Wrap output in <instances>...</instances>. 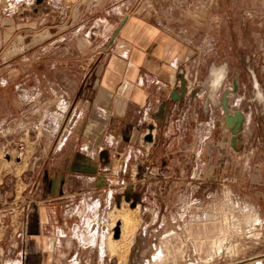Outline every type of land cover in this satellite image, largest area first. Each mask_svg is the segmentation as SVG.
<instances>
[{
    "label": "crops",
    "instance_id": "1",
    "mask_svg": "<svg viewBox=\"0 0 264 264\" xmlns=\"http://www.w3.org/2000/svg\"><path fill=\"white\" fill-rule=\"evenodd\" d=\"M68 1L32 0L22 11L0 4V49L20 33L29 39L30 26L53 33L52 40L27 54L25 75L64 80L59 81L61 94L71 100L59 106L65 114L62 147L68 148L59 177L22 183V188L14 183L8 198L0 195V264H119L108 243L111 214L122 207L116 193L138 185L160 195L181 175L219 173L222 129L231 146L252 123L237 109L240 119L222 120V79L192 96L173 95L192 52L142 8H130V0H98L75 25L67 24ZM52 47L63 54H54ZM2 72L5 84H13L19 67ZM227 101L225 114L230 113ZM197 108L201 115L195 114ZM151 128L155 136L148 142ZM134 168L147 174L139 184L129 178ZM143 203L135 201L133 211ZM116 225L122 232L120 220Z\"/></svg>",
    "mask_w": 264,
    "mask_h": 264
},
{
    "label": "rangeland",
    "instance_id": "2",
    "mask_svg": "<svg viewBox=\"0 0 264 264\" xmlns=\"http://www.w3.org/2000/svg\"><path fill=\"white\" fill-rule=\"evenodd\" d=\"M97 1L69 0L67 24L79 23ZM124 1L128 0L114 4ZM7 2L0 0L6 8ZM31 2L17 0L15 8L7 9L22 11ZM129 6L142 8L191 50L185 64L194 94L204 85L218 86L222 79V120L239 117L237 109L252 123L231 146L230 135L222 129L219 173L181 175L177 185L168 181L160 195L153 189L138 190V185L117 192L122 207L111 214V227L118 228L120 220L122 232L118 229L114 237L111 228L110 254L119 264H264V0H130ZM28 29L29 39L20 33L0 49V168H5L0 170L5 174L0 195L5 198L14 183L22 188L29 181L55 180L68 162V148L61 140L65 114L59 108L65 99L59 81L64 80L25 75L30 70L27 54L52 40L53 33L35 26ZM11 66L19 67V75L6 85L2 71ZM213 69L223 76L211 84ZM69 81L65 80L66 88ZM226 97L229 114L223 111ZM213 113L220 117L216 109ZM195 114L201 115L198 108ZM133 171L129 178L135 184L147 178ZM141 198L142 207L133 211L130 205Z\"/></svg>",
    "mask_w": 264,
    "mask_h": 264
},
{
    "label": "built area",
    "instance_id": "3",
    "mask_svg": "<svg viewBox=\"0 0 264 264\" xmlns=\"http://www.w3.org/2000/svg\"><path fill=\"white\" fill-rule=\"evenodd\" d=\"M6 1H8L7 2V8L8 9H13V8H15L16 6H15V4H16V1L17 0H6ZM188 78V74L187 73H185L184 74V76H183V81H184V94L185 95H192L194 92H193V89H192V86H193V84L189 81V79H187ZM147 135H150V137H151V139H153L154 138V136H155V129L154 128H151L148 132H147ZM144 178V177H143ZM113 228V227H112ZM115 229L113 228V231H114Z\"/></svg>",
    "mask_w": 264,
    "mask_h": 264
},
{
    "label": "water",
    "instance_id": "4",
    "mask_svg": "<svg viewBox=\"0 0 264 264\" xmlns=\"http://www.w3.org/2000/svg\"><path fill=\"white\" fill-rule=\"evenodd\" d=\"M121 27H122V24H121L120 27L117 29L115 35L117 34V32L120 30ZM235 83H236V82H235ZM183 92H184V81H183L182 78H180V86H179V88H178V91L175 90L174 93H173V95H175V96H179V97H180V96H182V95L184 94ZM172 99H173V98H172ZM173 100H177V99H173ZM146 140H147L148 142L151 141V137H150V135H147ZM126 201H128V198H126ZM134 207H135V201L132 202V204H131V208H134ZM114 233H115V236H114V237H117V236H118V228H116V229L114 230Z\"/></svg>",
    "mask_w": 264,
    "mask_h": 264
},
{
    "label": "bare ground",
    "instance_id": "5",
    "mask_svg": "<svg viewBox=\"0 0 264 264\" xmlns=\"http://www.w3.org/2000/svg\"><path fill=\"white\" fill-rule=\"evenodd\" d=\"M216 72H218V70H216V69H213V70H212V73H213V76H214V77H213V78H214V79H213V80H214V83H215V82L217 83V82L219 81V78H220L221 76H223V75H222V72H220L219 74H217ZM212 83H213V82H212ZM111 226H112V225H111ZM92 240H93V239H92Z\"/></svg>",
    "mask_w": 264,
    "mask_h": 264
},
{
    "label": "flooded vegetation",
    "instance_id": "6",
    "mask_svg": "<svg viewBox=\"0 0 264 264\" xmlns=\"http://www.w3.org/2000/svg\"><path fill=\"white\" fill-rule=\"evenodd\" d=\"M131 200V199H130Z\"/></svg>",
    "mask_w": 264,
    "mask_h": 264
}]
</instances>
